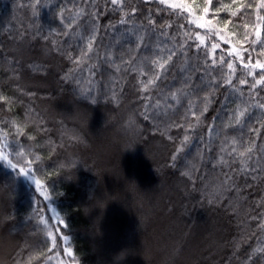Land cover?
<instances>
[{"label":"trees","instance_id":"16d2710c","mask_svg":"<svg viewBox=\"0 0 264 264\" xmlns=\"http://www.w3.org/2000/svg\"><path fill=\"white\" fill-rule=\"evenodd\" d=\"M176 2L0 0V264H264V0Z\"/></svg>","mask_w":264,"mask_h":264},{"label":"snow or ice","instance_id":"6c2138e0","mask_svg":"<svg viewBox=\"0 0 264 264\" xmlns=\"http://www.w3.org/2000/svg\"><path fill=\"white\" fill-rule=\"evenodd\" d=\"M111 2H112L113 5H115V4L117 3V0H111ZM172 6H173V7H177V5H172ZM204 12L207 13V12H208V8H205V9H204ZM133 14H134V13H133ZM200 19L203 20V17H201ZM205 23L210 24L211 21H205ZM199 26H200V27H204V24L202 23V24H200ZM257 35H258V36L260 35V31H259V30H257ZM197 39H200V37L197 36ZM201 43H203V41H201ZM218 47H219L218 44H213V45H212V49H213V50H215V49L218 48ZM173 55H175V52H174V51H173L172 54H170V55L168 56V60L165 61V64H167L168 61H171V60H172ZM213 63L215 64V61H213ZM250 63H251V62H249V64H250ZM165 64H162L160 67H161V68H164ZM249 64H245L244 67H245V68H248V67H249ZM227 67H228V69H233V64H232L231 62H229L228 65H227ZM251 67H252L253 69H264V63H260L259 61H257L255 64H251ZM248 75L251 76V75H252V72L250 71V72L248 73ZM262 82H264V76H261L260 79L256 80V81H255V84L253 85V87H256L257 85H260ZM240 83H241V85H243V84L245 83V81H244V80H241ZM173 99H175V94H173ZM261 107H264V104H262ZM244 115H245V113H243V112L239 113V115L236 117V122H237V124L240 123V119H241V117H243ZM184 139H185V141H187V140H188V137L185 136ZM240 155L243 156L244 153H240Z\"/></svg>","mask_w":264,"mask_h":264},{"label":"rangeland","instance_id":"374dc122","mask_svg":"<svg viewBox=\"0 0 264 264\" xmlns=\"http://www.w3.org/2000/svg\"><path fill=\"white\" fill-rule=\"evenodd\" d=\"M160 2H162L163 4L165 5H169V6H172V5H176L175 3L176 0H158ZM173 7V6H172ZM195 23L197 24L198 27H200L199 25L200 24H204V27H200V28H206V25L204 22H201V21H196L194 20ZM234 50L230 51V52H233ZM236 52V51H235ZM232 54V53H231ZM2 157V156H1ZM2 159L4 161H6V159L4 157H2ZM5 164L10 168V169H13V166H11L7 161L5 162ZM19 170V174L20 176L23 178V180L28 183L36 192H39L42 194V191L40 189V186H39V183L25 170L21 169V168H18ZM50 214L52 215L53 219H55L56 221L58 220V217L55 216L54 214V210H49Z\"/></svg>","mask_w":264,"mask_h":264}]
</instances>
